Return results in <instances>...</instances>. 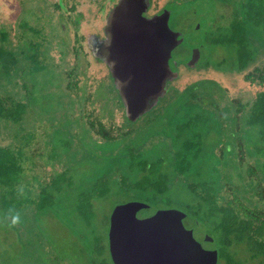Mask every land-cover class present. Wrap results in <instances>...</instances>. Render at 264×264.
<instances>
[{
	"label": "trees",
	"instance_id": "obj_1",
	"mask_svg": "<svg viewBox=\"0 0 264 264\" xmlns=\"http://www.w3.org/2000/svg\"><path fill=\"white\" fill-rule=\"evenodd\" d=\"M188 1L205 7L220 0ZM225 1L232 7L228 16L219 11L206 16L199 8L192 12L195 18L202 19L208 32L207 43L198 46L201 56L193 69H212L230 75L248 71L244 79L250 84H260L263 90L250 102L242 119L236 116L246 105L233 100L231 106L225 104L224 110L234 109L235 114L228 123L222 122L227 117L217 115L216 112H221L217 99L223 100L226 90L217 80L205 78L183 91L169 85L165 96L153 108L155 111L150 110L153 112L143 121H140L143 116L131 121L108 70L111 85L102 83L94 96H85L83 103L78 100L87 92H78L77 99L65 96L69 100L66 110L72 111L75 106L83 113L81 111L79 117L65 114V122L47 132L50 160L58 161L63 170L56 168L42 181L43 172L27 152V140L34 137L31 133L27 132L28 138L22 135L19 144L12 141L0 145V223L6 227L5 236L16 233L18 238L10 254L7 238L1 236L0 264H114L109 245L111 217L116 207L112 206L109 213L104 205L108 201H116L118 206L141 201L140 196L151 193L153 200L159 201V195H163L172 201V209L185 212L194 220L193 226L207 227V235L218 252L217 264H248L249 260L264 264V209L248 196L240 197L235 193L228 200L221 193L225 182L240 178L243 145L250 155L258 157L257 163L264 176V64L255 66L260 58L264 59V0ZM180 2L174 0L173 6L168 2L164 9L171 15L178 10L175 8ZM30 30L39 36L38 30ZM0 34L3 36L0 38V69L5 78L19 71L20 58L31 62L30 66L26 67L27 63L23 66V79L25 72L33 76L47 68V59L37 53L40 43L28 42L25 47L22 45L19 53L20 46L9 49L4 45L8 32L1 30ZM91 55L96 62L102 63L100 58ZM171 62L176 71L182 64L192 69L186 62L176 59ZM23 88L28 90V84L24 83ZM71 89L68 84L66 90ZM196 90L207 100L202 97L200 102ZM11 97L0 95V122L18 125L24 119L28 104L24 102L26 97ZM47 97L39 99L42 109L47 105L53 107L46 103L49 100L54 105H62L58 93H48ZM97 98L102 100L103 110L98 115L93 110ZM118 112H122V127L114 122ZM241 124L245 129L241 130ZM144 132L149 133L150 139L145 138ZM18 133L10 134L16 140L20 136ZM239 133L242 136L237 137ZM41 135L44 137L43 132ZM160 136H165L167 142L161 143ZM214 137L217 142L211 143ZM225 141V147L221 146ZM235 142H239L240 161L237 164L232 162ZM59 148H63V152H59ZM84 166H88L87 170H83ZM227 171H231V175ZM247 173L255 174L254 168L249 167ZM256 184L249 183L251 189ZM179 187L185 197L177 204L172 194ZM256 192L264 201V188L256 185ZM54 209L61 210L49 220L60 224L71 221L72 234L83 242L78 258L74 253L68 254V250L63 253L60 244L46 232L50 227L47 216ZM13 214L20 217L14 225L10 223ZM90 241L92 245L87 252ZM244 254H248L249 259L244 258Z\"/></svg>",
	"mask_w": 264,
	"mask_h": 264
},
{
	"label": "rangeland",
	"instance_id": "obj_2",
	"mask_svg": "<svg viewBox=\"0 0 264 264\" xmlns=\"http://www.w3.org/2000/svg\"><path fill=\"white\" fill-rule=\"evenodd\" d=\"M180 1V5L177 3L178 7L175 8H178V10L174 9L175 11H173L170 15V28L173 30H180L179 32L181 33L179 36L180 43H177V46L172 52L171 61L176 59L178 61L180 60L182 62H186L188 65L194 50L199 49L198 46L207 43L208 40V32L205 29L206 24L201 21L202 19H197L199 18L198 16L195 18V15L192 12L199 8V10H202L203 14L206 16L213 15L216 11L228 16L232 11V7L227 6L225 4V0H220L218 3L211 2L205 7L201 5L195 6L194 2L196 1ZM113 2V0H0V31L4 30L5 32H8L7 41L4 45H6L9 49H11V47L14 48L15 46H20L19 53H21L22 45L25 47L29 44L28 42L33 43V45L40 43V47L38 49L39 52L37 53L47 59V62H45L47 68L45 70H40L38 74L33 76H30L25 72L23 74L24 79L21 76L23 66L27 63L26 67H28L31 62H27L22 58H20L21 61L19 62V71L16 72L15 75L5 78L0 69V95L20 98L23 96L26 97L24 102L28 104V110L24 115V119L18 125L10 122H0V145L9 144V142L11 143L12 141L13 143L19 144L22 141V135L27 138L28 133L34 135L33 138L27 140L29 141L27 144V152H29L31 161L36 163L38 170L43 172L44 176L42 181L44 179L47 180L56 168H58V170H61L62 168V165L58 161L56 162L53 159L50 160L51 150L47 147V140L49 139L47 132H52V127H56L58 125L60 126V123H64L66 120V117H64L65 114L68 113L67 115H72L74 117H79L81 115L82 110L80 111L79 108H75V106L72 108V111L65 109V105L69 102L65 96L71 98L75 97L77 99L76 94L78 92L80 94H82V92H87L85 95L80 96V99L78 100L83 103L85 96L88 94L94 96L100 86L103 85L102 83H104V85L106 83L111 85V81L108 78V69L103 62H96L94 60L90 52L87 38L88 34L94 32L96 33L100 30V24L102 23L98 18H100L102 13L113 5ZM168 2H170V5H174V0H152L153 6L149 3L150 6L148 8L153 7V11H162L165 4ZM59 6L60 8L58 9ZM202 18H204V16ZM32 28L39 31L37 33L39 36L36 35L35 31L30 30ZM2 37V34H0V38ZM17 52L18 50L16 53ZM32 52L34 51H31L30 54ZM25 53H28V51ZM263 64L264 59L262 57L255 66L262 67ZM171 66H173L172 62ZM193 68L194 67L189 69L182 64L178 70L179 77L169 85H172L178 91H183L194 82L205 78L217 80L223 86V89L226 90V97H224L223 100L217 99V106L220 108L221 112H216L219 117H227L226 120H222L224 123H228L235 114L234 109L233 111L224 110L225 104L231 106V101L238 100L240 101V104L246 105L245 108H243V111L236 116L239 117V120H241L243 114L247 112L250 102L255 99V96L259 91L263 90V87L260 86V84H250L244 79V74L248 71L238 75H230L227 73L216 72L212 69L195 70ZM25 69L27 70V68ZM252 69L253 68L249 71ZM49 73L53 76L52 79ZM74 82L76 83L75 85ZM24 83L28 84V90L23 88ZM68 84L71 85L72 88L70 91L66 90ZM80 88H82V90ZM59 92H61L62 95H59ZM48 93H51L52 95L58 93L60 103H62V105H54V103L49 100L46 103H49L50 106L53 105V107L49 108L47 105V107L42 109L39 99L42 98L45 100L48 98ZM196 93L197 96H199L198 99L200 102H202V97L204 100H207V98L200 94L197 90ZM43 102L44 101H42V105H44ZM101 103L102 100L97 98L93 107V110L97 115L102 114L103 110L101 108ZM45 110H47V112H44ZM150 112L151 111L143 115L140 121L145 120ZM149 117L152 116L150 115ZM114 122L118 126H123L124 120L122 112H118L116 114ZM241 128V130H243L245 129V126L241 124ZM14 132H19L18 134L20 135H18L19 137L16 140H14L10 134ZM42 132L44 133V137L41 135ZM144 133L145 138L150 139L147 135L149 133ZM239 135L242 136V133H239L236 136L239 137ZM57 137L58 136H56V140ZM54 138L55 136H53L52 140H54ZM159 139L161 143L167 142V138L165 136H160ZM212 139L213 140H210L211 143L217 142L215 137ZM73 141L76 145V140L74 138ZM226 143L227 142L225 141L221 146L225 147ZM237 143L239 144V142H235L232 146L235 150V156H232V162L234 164H237V162L240 161L239 147ZM243 150V169L240 172V178H236L235 181L232 179L231 182H225V187L221 190V193L228 200L232 199V194L235 193L240 197L243 195L248 196L251 200L257 203L259 208L262 210L264 209V201L259 199L256 192V185L264 188V176L257 163L258 157L250 155L249 152H247L248 150L244 148V145ZM58 151L63 152V148H59ZM52 163H54V166L51 165ZM249 167L254 168L255 174L249 175L247 173V169ZM83 168V170H87L88 166H84ZM63 169L64 167L62 170ZM227 172L230 173L231 171ZM133 175L136 179L138 178L137 174L134 173ZM251 181L257 183L254 189H251L252 187L249 185ZM236 185L238 186V189L235 188ZM159 196V201L152 199V193L150 196L149 194H146V196H140L139 200L141 201L137 202L144 203L149 206L148 209L141 211L140 215H143L144 213L145 215H149L155 210H171L172 201L169 202L163 195ZM172 197L175 198L174 201L177 204H180L182 203L185 195L181 192L179 187L175 189ZM115 203L116 201H108L104 207H106L108 212L111 213L112 206L113 209L118 206ZM175 206L181 207V205ZM59 210H52L51 213L48 214L47 220H49V218H53L52 214L56 215V211ZM47 220H45V222ZM49 222L50 227L46 231L49 237L57 244H60L61 251L63 253L68 250V254L74 253V257L78 258L79 255H81L83 242H81L80 238L72 234V227H70L72 226V222L70 221V223L66 222L63 224H60L56 220H49ZM193 223L194 220H192L191 217H187L184 225L187 230H193L194 238L202 244L204 249L208 251L215 250L214 241L206 239L208 236L206 232L208 231L207 227L205 226L202 228L201 225L198 227L193 226ZM41 226L45 230V225L43 223ZM5 230L6 227L0 223V244L2 243L1 236L6 237L9 244V253L12 254L14 248L13 245L18 242L17 234L10 233L8 236H5L3 233ZM46 241L49 243L48 240ZM91 245L90 241L88 243L87 252H89ZM2 250L3 248L0 249V251ZM109 252L111 253L110 249ZM5 253L6 252L2 253V255ZM243 257L247 259L249 256L248 254H244ZM248 264H257V260H249Z\"/></svg>",
	"mask_w": 264,
	"mask_h": 264
},
{
	"label": "water",
	"instance_id": "obj_3",
	"mask_svg": "<svg viewBox=\"0 0 264 264\" xmlns=\"http://www.w3.org/2000/svg\"><path fill=\"white\" fill-rule=\"evenodd\" d=\"M149 6L147 0H120L110 12L111 33L101 52L131 121L152 110L167 93L169 82L179 76L171 67V57L180 33L169 27L168 11L147 18ZM200 56L195 49L188 66L195 67ZM148 207L129 202L114 210L110 231L114 264L218 263L217 250L204 249L193 230L185 227V212L159 210L140 218Z\"/></svg>",
	"mask_w": 264,
	"mask_h": 264
},
{
	"label": "flooded vegetation",
	"instance_id": "obj_4",
	"mask_svg": "<svg viewBox=\"0 0 264 264\" xmlns=\"http://www.w3.org/2000/svg\"><path fill=\"white\" fill-rule=\"evenodd\" d=\"M113 1H114L113 5L108 10L103 12L100 18H98L100 20V22L102 23V24H100V30L97 31L96 33L94 32V33L88 34V38H87L88 39L87 40L88 41V45H89L91 53H93L94 57L100 58L102 60V62L105 64L106 68H108V70H109V67L107 65L106 59L103 56V53H101V52L104 49V46L106 45V43H107V41L109 39V35L111 33V27H107L108 26V22H109L110 12L120 2V0H113ZM147 1H149L150 5L153 6L152 0H147ZM59 8H60V6L58 7V9ZM165 11H166V9H163L162 11H158V12L157 11H153V7H150V8H148L145 16L150 19V18H152L154 16L161 15ZM170 18H171V16H170ZM170 18H169V20H170ZM169 84H168V86H169ZM155 212L153 214H149V215H145V213L143 215L139 214V216H140V218H146V217H150L151 215H154Z\"/></svg>",
	"mask_w": 264,
	"mask_h": 264
},
{
	"label": "clouds",
	"instance_id": "obj_5",
	"mask_svg": "<svg viewBox=\"0 0 264 264\" xmlns=\"http://www.w3.org/2000/svg\"><path fill=\"white\" fill-rule=\"evenodd\" d=\"M19 219H20L19 215L13 214L12 217H11V222L10 223L12 225H14V224H16L19 221Z\"/></svg>",
	"mask_w": 264,
	"mask_h": 264
}]
</instances>
